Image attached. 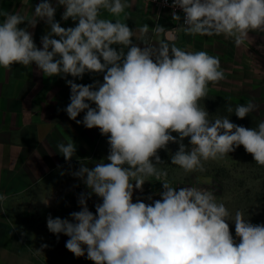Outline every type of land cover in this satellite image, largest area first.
I'll list each match as a JSON object with an SVG mask.
<instances>
[{"label":"clouds","instance_id":"obj_1","mask_svg":"<svg viewBox=\"0 0 264 264\" xmlns=\"http://www.w3.org/2000/svg\"><path fill=\"white\" fill-rule=\"evenodd\" d=\"M57 5L64 7V21H78L75 27L64 28L55 20L50 0H41L31 18L22 9H0V67L35 63L46 77L82 79L85 73H103L102 83L67 80L71 94L64 110L77 124L98 128L110 148L107 163L92 168L82 163L73 173L90 191L79 196L81 210L70 213L71 220L49 215L48 230L69 237L67 250L75 257L86 253L94 264H264V224H252L240 211L231 220L214 191L192 186L177 190L167 172L157 168L162 163L158 150L169 143L179 145L171 163L185 172H202L204 162L223 159L241 145L264 166V121L246 128L228 117L210 120L198 103L210 83L225 78L220 58L165 41L149 44L147 24L133 30L119 19L101 18L103 11L119 17L131 6L127 0H57ZM171 7L175 21L181 19L175 9L182 10L181 27L188 35H223L239 47L250 32H264V0H172ZM38 20L50 27L41 37L42 48L28 30ZM133 37L146 46L133 44ZM113 45H120L119 51ZM255 109L251 102L240 104L235 116L244 119ZM81 112L82 121L77 120ZM185 138H190V148ZM57 147L66 161L76 152L73 141ZM148 177L162 183L161 199L134 203V190L143 191ZM93 194L102 199L95 214L87 207ZM6 199L0 194V202ZM228 221L235 224L238 243Z\"/></svg>","mask_w":264,"mask_h":264},{"label":"rangeland","instance_id":"obj_2","mask_svg":"<svg viewBox=\"0 0 264 264\" xmlns=\"http://www.w3.org/2000/svg\"><path fill=\"white\" fill-rule=\"evenodd\" d=\"M249 37L239 47L223 35L203 36L199 43H203L202 51L220 58L225 73L223 80L209 84L207 96L198 102L208 111L210 120L228 117L232 123L246 128H257L259 122L264 121V48L260 47L264 45V32H250ZM249 102L255 104L256 109L244 119L236 117V107ZM172 135L179 139L177 133ZM79 138L73 141L76 152L70 161L63 157L62 165L46 173L20 200L8 203L11 222L35 264H94L87 259L86 253L83 257H75L67 250L65 244L69 237L63 233L53 234L47 228L49 215L71 220L70 213L81 210L79 196L90 191L80 178L73 175L81 164L92 168L100 161L108 162L106 157L110 146L107 136L98 133L94 139L87 135ZM189 140H183L187 148L191 147ZM178 148V143H169L167 149L158 150L162 163L157 168L167 172V180L173 187L177 190L189 186L210 189L214 191L217 202L228 209L231 220L240 211L252 224H264V166L258 165L242 145L223 159L204 162L205 170L202 172H185L172 164L171 155ZM147 179L149 181L143 185V191L134 190V203L138 199L149 204L161 199L162 183L155 177ZM98 203H102V199L94 194L87 199V207L94 214ZM228 223L238 243L235 224L232 221ZM44 244L48 247L41 248Z\"/></svg>","mask_w":264,"mask_h":264},{"label":"crops","instance_id":"obj_3","mask_svg":"<svg viewBox=\"0 0 264 264\" xmlns=\"http://www.w3.org/2000/svg\"><path fill=\"white\" fill-rule=\"evenodd\" d=\"M40 2L0 0V9L8 12L22 9L23 14L31 18L35 6ZM50 2L56 7L55 20L64 28L75 27L78 21L74 22L71 18L64 21V7L58 6L57 0ZM127 2L131 6L119 17L103 11L101 18L113 22L119 19L133 30L147 24L149 31L145 40L149 44L158 46L160 41H165L186 51H202L203 43H199L203 36L186 34L178 21L172 19L170 12H158L143 0ZM2 19L0 17V21ZM26 26V23L20 25ZM157 26H161L163 31L157 33ZM28 30L32 32L36 46L42 48L41 37L50 31V27L38 20L36 27ZM132 42L141 48L146 46L135 37ZM112 47L119 51L121 46ZM103 75L85 73L82 79L71 76L46 77L35 63L29 67L14 64L11 70L0 67V194L7 197L0 202V264H35L11 222L8 203L20 200L46 173L62 165L64 161L58 153V144L78 141L83 135L94 139L100 133L98 128L88 129L83 123L77 124L64 109L70 103L71 94L67 80L89 85L95 81L102 83ZM84 115L85 112H81L77 120L82 121Z\"/></svg>","mask_w":264,"mask_h":264},{"label":"built area","instance_id":"obj_4","mask_svg":"<svg viewBox=\"0 0 264 264\" xmlns=\"http://www.w3.org/2000/svg\"><path fill=\"white\" fill-rule=\"evenodd\" d=\"M147 4H150L152 7H154L158 12H173V8L171 7L172 0H143ZM177 15L181 17L180 21H178V25L181 29V25L183 24V12L181 9L176 8L175 9Z\"/></svg>","mask_w":264,"mask_h":264}]
</instances>
